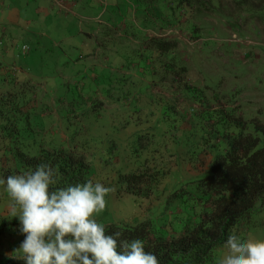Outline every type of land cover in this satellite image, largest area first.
<instances>
[{
  "label": "rangeland",
  "instance_id": "obj_1",
  "mask_svg": "<svg viewBox=\"0 0 264 264\" xmlns=\"http://www.w3.org/2000/svg\"><path fill=\"white\" fill-rule=\"evenodd\" d=\"M3 1L15 7L24 22L14 26L16 35L10 37V32L3 34V28L11 30V26L0 18V49L5 51L8 43L14 47L7 64L30 78L13 94L4 95L7 93L0 84V110L15 124L19 141L30 147L42 142L48 146L54 138L69 141L71 147L84 153L95 180L112 189L106 210L98 218L105 226L151 221L165 237L180 235L182 222L174 216L182 211L172 208L175 199L163 202L166 193L179 181L194 179L208 167L211 157L188 156L191 148L186 142H198L186 138L185 133L195 130L188 121L201 108L182 92L181 75L169 72L164 76L165 68L161 70L158 61L172 64L178 71L181 65L186 67L187 85L204 90L212 110L232 109L247 121L264 124V0H246L245 5L236 0H207L203 10L193 14L181 11L177 0ZM152 21L164 24V31H157L158 24L152 30ZM108 30L113 32L110 40L105 38ZM150 31L158 32V36L151 33V39L177 41V51L169 57L158 54L151 62L153 56L145 49L148 45L151 49V40L144 42ZM133 35L135 41H130ZM175 54L180 63L176 60L173 64ZM166 102L183 108L171 127L160 117ZM144 115L150 117V124H160L163 131L175 128L172 139L158 130L157 143L140 158L163 168L166 176L148 199L132 195L119 199L114 186L117 173L122 171L119 168L134 167L125 166L135 162L130 149L138 136L155 132L146 122L134 123L137 118L150 121ZM114 143L118 159L113 156L106 163L104 153ZM196 163L200 167L193 166ZM0 178H5L1 171ZM0 217L12 219L2 186ZM253 221L258 227L248 239L264 240V207ZM10 236L16 244L17 236Z\"/></svg>",
  "mask_w": 264,
  "mask_h": 264
},
{
  "label": "trees",
  "instance_id": "obj_2",
  "mask_svg": "<svg viewBox=\"0 0 264 264\" xmlns=\"http://www.w3.org/2000/svg\"><path fill=\"white\" fill-rule=\"evenodd\" d=\"M206 1L177 0L176 3L184 13L193 14L196 10H203ZM236 2L246 4V0ZM189 27L194 34L196 30L191 23ZM149 41L151 49L148 45L147 50L153 56L151 62L157 60L158 54L169 57L179 46L177 41L155 38H150ZM174 58L173 64L177 61L180 63L176 54ZM158 62L161 70L165 68L162 72L164 76L169 72L175 76L181 75L182 92L201 108V111H194L188 121L195 130L185 133L186 138L192 142L198 140L196 145L186 142L188 148H191L188 156L199 159L201 155L207 154L211 159L208 167L203 168L194 179L179 181L171 193H166L163 202L175 199L172 208H180L182 211L181 215L174 216L182 222L183 230L180 235L173 233L165 237L154 229L151 221L140 222L135 226L111 224L105 227L109 232L120 231L123 239L142 240L145 250L156 254L160 264H212L219 257V251L223 249L229 235L235 233L248 239L249 233L258 227L253 216L264 207V124L258 120L247 121L232 109L212 110L209 100L205 99L204 90L187 85L186 67L181 65L178 71L172 64L161 60ZM176 83L180 82L177 80ZM178 108V105L169 102L162 105V123L171 127L183 110ZM144 116L150 119L149 116ZM0 118L5 121L2 137L9 140L6 145L0 144V171L5 178L9 173H22L33 170L38 164L48 163L58 168L61 180L59 186L82 183L89 179L97 182L94 169L85 154L78 148L71 147L69 141L58 142L52 137L48 146L42 142L30 147L19 141V131L3 110H0ZM136 121L138 122L134 123L146 122V125L155 128V132L138 136L137 143L130 149L135 162L125 163V166L133 164L134 167L130 166L128 170L119 168L122 171L117 169L119 172L114 186L119 199H124L127 195L138 200L148 199L154 193L156 185L166 176L163 168L152 165L147 158L143 161L140 159L157 143L158 130L162 129L160 124H150L151 119L143 121L142 118H137ZM183 122L182 120L181 123ZM22 132L29 136L27 131ZM161 132L163 137L172 139L175 128L173 126L170 130ZM117 149V144L114 143L105 151L104 155L107 154V157L104 162L110 163V157L113 156L118 159L115 156ZM193 166L200 167L197 163ZM168 208L169 206L167 210ZM17 223V220L10 221L0 217V264H24L23 261L9 259L5 255L18 248L23 240V236L13 230ZM13 234L17 236L16 244L10 241V235Z\"/></svg>",
  "mask_w": 264,
  "mask_h": 264
},
{
  "label": "clouds",
  "instance_id": "obj_3",
  "mask_svg": "<svg viewBox=\"0 0 264 264\" xmlns=\"http://www.w3.org/2000/svg\"><path fill=\"white\" fill-rule=\"evenodd\" d=\"M61 184L58 168L48 163L0 178L9 200L14 231L23 236L18 248L5 255L24 264H160L140 239L109 232L98 218L112 189L101 182ZM215 264H264V240L233 233Z\"/></svg>",
  "mask_w": 264,
  "mask_h": 264
},
{
  "label": "crops",
  "instance_id": "obj_4",
  "mask_svg": "<svg viewBox=\"0 0 264 264\" xmlns=\"http://www.w3.org/2000/svg\"><path fill=\"white\" fill-rule=\"evenodd\" d=\"M0 18H1L2 23L6 24L7 26H11V30H8L6 27L3 28V34H7L8 32H10V37H15V35H16V31L14 29V26L20 27V23L24 24V22H22L21 13L15 7L8 6L7 4H5V2L3 0H0ZM152 23H153V27H154V28L152 27V30H155L157 27V24L160 22L152 21ZM163 26H164V24H161V26H159V24H158L157 31H160V29H162L164 31ZM151 33H153V32L152 31L149 32L147 39H145L144 42H146V41L148 42V40L152 37ZM153 34L158 36V32H154ZM105 35H106L105 38L107 40H110V36L111 37L113 36V32H110L108 30V31H106ZM130 41H135V35L132 36ZM0 45L3 46V42L0 43ZM8 45L10 47L6 48L5 51H2V49H0V84H3V87L5 88V91L7 93L4 95L13 94L21 85L28 83L30 80V78L28 77L27 74L24 75L21 71L16 72L17 68L15 66L7 64L9 59L12 57L11 48H12V50L14 48L12 44L8 43ZM140 45L142 46L143 44H140ZM145 49L147 50L148 46L145 47ZM125 73L127 74V72H125ZM125 73H123V74H125ZM8 88H9V90H8ZM4 123H5V121L0 118V125L4 124ZM3 135L4 134L0 132V144H1V146L4 144L6 145L9 142V140H5L2 137Z\"/></svg>",
  "mask_w": 264,
  "mask_h": 264
},
{
  "label": "built area",
  "instance_id": "obj_5",
  "mask_svg": "<svg viewBox=\"0 0 264 264\" xmlns=\"http://www.w3.org/2000/svg\"><path fill=\"white\" fill-rule=\"evenodd\" d=\"M23 51L24 52H27L28 51V48L27 47H23Z\"/></svg>",
  "mask_w": 264,
  "mask_h": 264
}]
</instances>
